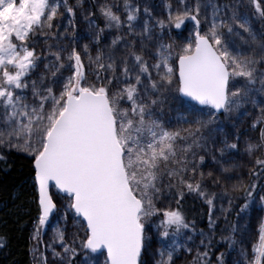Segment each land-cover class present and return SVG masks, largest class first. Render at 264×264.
I'll return each instance as SVG.
<instances>
[{"label":"snow or ice","instance_id":"obj_1","mask_svg":"<svg viewBox=\"0 0 264 264\" xmlns=\"http://www.w3.org/2000/svg\"><path fill=\"white\" fill-rule=\"evenodd\" d=\"M86 4L0 0V161L13 150L31 159L39 215L30 252L38 264H48L40 245L58 264H76L81 252L87 264H152L142 254L149 253L155 227L171 243H161L154 264H175L184 248L175 237L190 227L181 211L186 196L204 200L209 226L215 224L218 196L206 179L219 180L205 175L206 158L233 178L235 163L226 157L239 152L241 137H225L216 148L210 126L218 115L252 117L250 129L259 137L250 136L244 152L254 159L249 175L264 176V159L255 156L264 150V0H164L165 19L147 6L141 17V6L130 0H123L124 20L114 5L100 4L105 28L127 30L107 52L99 47L105 28H92L95 0ZM77 10L97 45L95 56L83 45L87 73L74 32L69 38ZM186 23L187 37L177 42L171 32ZM173 112L181 114L175 124ZM257 186H242L241 211L256 197L264 207V185L259 192ZM50 217L53 234L45 244L42 228ZM222 240L230 249L238 243L234 235ZM90 254L98 255L89 260ZM240 256L234 264H264V223L251 254L241 248ZM215 259L225 264L224 253ZM193 264H211L209 251H197Z\"/></svg>","mask_w":264,"mask_h":264},{"label":"trees","instance_id":"obj_2","mask_svg":"<svg viewBox=\"0 0 264 264\" xmlns=\"http://www.w3.org/2000/svg\"><path fill=\"white\" fill-rule=\"evenodd\" d=\"M225 116L218 115L217 117ZM253 137V139L258 140V130L253 132ZM3 154L5 161H0V243L3 244V247H0V264H34L30 252L32 247L31 236L38 219L39 210L31 159L15 151ZM255 156L264 159V150H258ZM252 165L250 164L249 171ZM238 169L240 168L235 166L234 171L229 174L233 178L226 179L218 167L205 166L203 168L206 176L211 171L213 177L219 180L218 185L212 186L209 181L211 179L213 182L212 178L206 179L208 189L216 192L218 196L212 206L213 218L216 222L213 227L209 226L207 214L209 205L204 200L192 194L186 196L185 200L181 202V211L186 222L190 225L189 228L195 232L203 231L208 234L205 250L209 251L211 264H216L215 258L221 253H224L226 264L230 248L228 242L223 241L222 237L229 235L236 237L238 233L242 235L252 233L253 224H250L252 213L259 210L257 207L260 203L256 197L246 210L241 211L246 203V189L242 186L255 182L258 185L257 192H259L260 185H264V176H261L259 180L250 176L249 173L248 176L242 177L238 175ZM225 181L231 184L229 185ZM233 186L236 187V190H233ZM225 190L226 195H224ZM221 195H223V199L219 198ZM229 199L232 200L231 205L228 203ZM221 205L226 211H220ZM171 206L176 207L174 202ZM262 209L264 210V208ZM261 217L263 221L264 214ZM233 227L236 228L235 233L232 231ZM194 259L189 264H193Z\"/></svg>","mask_w":264,"mask_h":264},{"label":"rangeland","instance_id":"obj_3","mask_svg":"<svg viewBox=\"0 0 264 264\" xmlns=\"http://www.w3.org/2000/svg\"><path fill=\"white\" fill-rule=\"evenodd\" d=\"M69 1L71 4H75V0H69ZM91 2H92V0H88V4H86V7L89 6L91 4ZM130 2L133 4H139L141 6V17H143V7L147 6L153 12L154 16H158L160 19L166 18V10L164 9V0H130ZM95 3L97 6L95 8H91V11L95 12L96 15L93 17H90V19L94 20V24L92 25L93 29L98 30V28H105V20L99 13V5L100 4L107 3L109 5H114L115 7H113V11L117 12V14H119L121 16L122 20L126 19V15H125L124 10H123V0H95ZM67 23H68L67 20H64V24L66 26H67ZM190 27H191V24L186 23L185 29H182V30L173 29L171 32L172 38H174L177 42H181V41L185 40V37H187V34H188L187 29ZM257 27H259V26L257 25ZM126 31L127 30L125 29L124 32H126ZM73 32L77 38V50L81 51L82 58H84V62L86 65L85 71L87 73L89 71V69L87 67V59L84 57V54L82 51L83 45L84 44L89 45V49H90L93 56H95V54H96L97 45L93 43V36H86L85 35L86 33L89 32V20L84 19V15L81 14V12L79 10H77V17L75 20V28L70 29L69 38H71V33H73ZM124 32L117 33L115 29L108 30L107 28H105V32H104L103 36L101 37L99 47L102 48L105 52H107L108 51L107 46L111 44L112 38L117 34L122 35V34H124ZM157 32H159V29H157ZM82 36H84L85 38L81 39ZM165 42H168L167 36L165 38ZM49 43H52V41L49 40ZM64 43H67V41H64ZM149 44H151V42H149ZM53 50H55V49H53ZM120 54H121L120 52L117 53L118 56ZM42 68H43V66L41 65V69ZM241 111H243V110H241ZM170 115L173 117V123L175 124L176 119H178L179 115H181V114L173 112V113H170ZM251 120H252V117H247L243 121H240L237 119V114L232 113L230 115H226L225 117H217L216 123L210 126L211 128H214L216 130L215 132L211 133V135L214 136L216 141H217V143L215 145L216 148L222 147L221 141H223L225 139V137H227L228 142H233L235 134L239 133V135L241 137V139L239 141V145H238L239 152H237L235 150L231 151L228 154V156L226 157V159H228L231 162H234L235 166L240 168V169H238L237 173H238V175H241L242 177L248 176L250 164L254 163V159L249 157L248 155H246L244 152L246 141L249 139L250 136L252 138H254L253 137L254 131L250 129ZM175 126L176 127H188V125H184V124H177ZM221 129H223V131H220ZM205 134L206 135L209 134L207 130H205ZM13 151H15V150H13ZM17 153H20V154L27 156L25 153H22V152H17ZM217 155H219V153H217ZM206 166H208L210 168L218 167V166L214 165L207 158H206ZM209 181H210V184L212 186H216L215 183L211 182V179ZM225 182L229 185L231 184L227 181H225ZM209 191H211L210 188H209ZM258 208H259V210L257 212L252 213V221L250 222V224H253L252 233H245V235L238 233L237 236L235 237V239L238 241V243L233 248L230 249V252L227 255L228 264H234L235 261L241 259V256H240L241 248H246L248 250V252L251 254L252 244L255 243L256 240L258 239L259 228H260L261 224L264 223V218H263V221L261 220V218H262L261 216L264 214V210L262 208H264V207L259 205V207H257V209ZM52 221H54V217H50V224L48 226H45L44 228H42L43 240H44L45 244H47L50 241L52 234H53L52 233V227H53ZM36 223H37V221H36ZM215 224H216V222H215ZM60 226H61V228H63V222L62 221L60 222ZM33 231H34V228H33ZM200 233H201V231L195 232L189 228V229L182 230V234L175 237L176 243L178 245L184 246V248L180 249L177 252L176 258H175V264H189L190 261L196 257L197 251H200V252L205 251L206 246H207V241H208V234L203 232L204 235L201 236ZM148 235L151 237V241H150L151 248L149 249V253L147 256H143V254H142V258L149 260L152 262V264H154L153 254L160 247L161 243H163L164 246H167L171 240H168V239L161 240V238L156 234L155 227H153L151 229V231L148 233ZM188 236H191L192 240H188L187 239ZM201 240L204 241V244L200 243ZM239 241H243V243L241 244V243H239ZM35 244H36V242L32 240V246H34ZM189 247L192 248L191 252L186 251V249ZM39 248H40V251L44 252V254L48 257V264H58V262L53 261L52 254H51L50 250L45 249V247L43 245H40ZM56 250L61 251V249L59 247H57ZM85 255H86V253L81 252L79 257L77 258L76 264H87V262H85ZM97 255L98 254H90L89 260L95 259L97 257ZM31 257H32V262L34 264H37L38 261L34 260L32 253H31ZM156 258L158 259V257H156ZM99 259L102 262L103 257H100ZM227 262H226V264H227Z\"/></svg>","mask_w":264,"mask_h":264},{"label":"water","instance_id":"obj_4","mask_svg":"<svg viewBox=\"0 0 264 264\" xmlns=\"http://www.w3.org/2000/svg\"><path fill=\"white\" fill-rule=\"evenodd\" d=\"M201 107H204V106H201ZM36 187V186H35ZM36 192H37V196H38V190H37V187H36Z\"/></svg>","mask_w":264,"mask_h":264},{"label":"built area","instance_id":"obj_5","mask_svg":"<svg viewBox=\"0 0 264 264\" xmlns=\"http://www.w3.org/2000/svg\"><path fill=\"white\" fill-rule=\"evenodd\" d=\"M170 243H171V241H170Z\"/></svg>","mask_w":264,"mask_h":264}]
</instances>
